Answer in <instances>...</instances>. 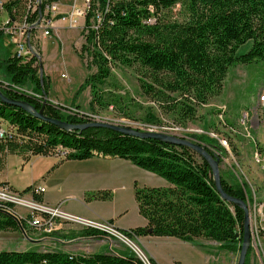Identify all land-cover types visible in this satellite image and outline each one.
Wrapping results in <instances>:
<instances>
[{
  "label": "trees",
  "instance_id": "trees-1",
  "mask_svg": "<svg viewBox=\"0 0 264 264\" xmlns=\"http://www.w3.org/2000/svg\"><path fill=\"white\" fill-rule=\"evenodd\" d=\"M28 1L16 0L8 9L14 8L22 15L28 9ZM179 3L187 9L186 19L171 15ZM83 36L85 42L79 56L87 60V68L95 70L79 86L72 104L86 89H90L93 110L118 103L116 94L121 86L111 78L117 69H136L142 92L156 100L163 111L174 113V123L182 126L197 118L199 106L222 93L231 65L264 60V0H91ZM7 39L10 36L0 30L2 92L11 99L26 100L38 110L44 101L29 92L43 99L48 97L44 110L47 116L72 124L87 123L82 117L65 114L62 106L49 99L51 79L45 72L41 77L39 56L24 59L6 53L2 45ZM249 41L251 48L239 53V48ZM0 119L14 128L12 136L0 139V171L6 167L7 156L15 153L24 155L27 161L32 155H58L63 160L127 159L165 178L168 184L135 183L138 212L147 223L118 228L125 236L131 240L147 235L165 236L190 243L204 238L219 243L224 251L241 250L245 212L222 198L212 167L192 148L106 127L61 128L4 103L1 97ZM149 121L161 124L153 115ZM192 137L222 161L226 149L217 139L198 134ZM221 177L230 195L247 201L242 185ZM31 188L28 186L24 192ZM42 194H34L33 198L43 202ZM112 198L109 189L90 191L85 196L87 202ZM14 206L11 202L0 204V231L21 229L18 220L8 213L17 214ZM21 222L28 230L27 219L22 218ZM72 233L77 237L103 234L92 227ZM115 251L86 255L60 250H0V264H145L133 249ZM250 253L251 247L245 264L250 263ZM150 261L159 264L153 258Z\"/></svg>",
  "mask_w": 264,
  "mask_h": 264
},
{
  "label": "rangeland",
  "instance_id": "rangeland-1",
  "mask_svg": "<svg viewBox=\"0 0 264 264\" xmlns=\"http://www.w3.org/2000/svg\"><path fill=\"white\" fill-rule=\"evenodd\" d=\"M171 15L178 20L186 19L187 9L183 3H179ZM84 25V20L79 28H69L58 24L62 32L57 33L56 37H53V34L50 36L57 43L50 38H43L39 32L37 33L38 37L34 39L38 52L41 44L44 71L46 69L51 79V93L57 98L52 102L62 106L65 114L82 117L86 119L87 123L102 121L127 125L138 130L165 132L187 137L202 145L203 143L192 137L193 134L208 135L217 139L219 145L226 149L222 152L223 159L220 162L221 176L231 184H239L244 187L250 208L251 229L256 230V221L259 220L260 213L264 214V143L259 139V134H264V60L231 65L222 93L212 97L207 104L199 106L197 118L182 126L174 123V119H176L174 113L163 111L156 100L142 92L136 69H117L110 81H118L121 86L116 94L118 103L93 110L90 107V89L84 90L77 99L78 103L72 104L79 86L87 75L95 70L87 68V60H83L79 56L85 42ZM5 43L2 46H5L6 53H13L12 38L5 40ZM251 46L252 41H249L242 45L238 52L245 53ZM85 57L87 58L88 55ZM177 95L172 94L174 97ZM246 113L248 118L244 126L241 120ZM151 115L158 118L161 124L157 125L149 121ZM8 126H10L9 123ZM60 157L58 155H32L27 161L24 155L10 154L7 156L4 172L0 175L7 176L13 182L14 188H16L14 190L20 193V198L29 202L35 201L40 205L41 203L31 196L30 191L24 192V190L28 186H39L42 183L47 185L44 175L50 168H55L54 165ZM101 162L110 167L125 168L118 160L111 161L109 159ZM46 168L49 169L46 170ZM150 173L153 172L148 170L140 172L133 168L123 171L122 174H111L103 178V181L110 185L107 189L113 193L110 204H103L104 209L118 212L117 216L120 215L119 218H122L120 220L122 224L144 225V217L139 214L135 201V183L137 182L140 186H157L155 184L159 183H164L166 186L168 184L165 178L157 174L154 177ZM0 187L3 186L0 184ZM0 191L4 190L0 189ZM4 201L0 197V204ZM14 204V209L21 219L22 216L25 217L28 214L38 217L42 214L40 207L33 210L18 203ZM56 222V227L50 232L29 224L26 232L30 239L24 235L21 229L19 231H0V250H60L72 254L90 255L97 252L114 251L115 253V250L129 251L132 249L127 242L115 235H113L114 238L99 234L91 236V238L75 239L78 237L72 231L82 230L85 228L83 225L60 220H56ZM131 241L144 253L146 256L144 260L148 264H151L150 259L152 258L150 250L163 255V260L167 264H171L172 256H175L181 262L180 264L200 263L199 256L191 248L192 244L178 238L147 235L133 238ZM211 247L213 248V246ZM250 247L249 260L253 256L254 263H257L258 257L264 261V237L260 241L252 240ZM240 251L217 252L218 258L221 255L219 264H237Z\"/></svg>",
  "mask_w": 264,
  "mask_h": 264
},
{
  "label": "built area",
  "instance_id": "built-area-1",
  "mask_svg": "<svg viewBox=\"0 0 264 264\" xmlns=\"http://www.w3.org/2000/svg\"><path fill=\"white\" fill-rule=\"evenodd\" d=\"M16 0H0V30L5 35H9L14 43L13 54L17 57L29 59L34 55V51L38 52L34 43V39L38 37V32L43 37H50L53 31L58 28V24H63L69 28H79L81 23L86 21L87 13L91 7V0H29L28 9L24 14L19 15L13 8L12 11L8 9V5ZM65 5L68 8L64 9ZM154 21V20H152ZM35 25V27H33ZM28 40L31 41L32 46H29ZM35 97L43 100L41 95L33 94ZM248 114L243 115L241 120L242 124L246 125ZM14 128L8 126V122L0 119V139H5L12 136ZM4 191H0L1 197L4 202L18 203L22 206L36 209L40 207L42 214L38 217L34 214H28L23 218L27 219V223L31 226H36L45 231H51L56 227V220L78 223L84 227L97 228L105 235H115L125 242L128 238L113 223L108 220H91L65 211L62 204L51 206L40 202L43 205H38L35 201L29 202L20 198V193L11 189L9 186L0 187ZM46 191V188L39 186H32L30 193L41 194ZM61 224V223H60ZM264 237V214L260 213L259 220L257 219V230H252V240ZM128 243V242H127ZM129 244V243H128ZM130 245V244H129ZM131 246V245H130ZM138 257L145 263L144 257L140 256L137 251ZM146 258V256H145ZM151 263V261H150Z\"/></svg>",
  "mask_w": 264,
  "mask_h": 264
},
{
  "label": "crops",
  "instance_id": "crops-1",
  "mask_svg": "<svg viewBox=\"0 0 264 264\" xmlns=\"http://www.w3.org/2000/svg\"><path fill=\"white\" fill-rule=\"evenodd\" d=\"M66 8H68V5H65L64 9ZM0 18L2 19L1 16ZM61 32H62L61 28L59 27L56 28L53 31V37L54 36L56 37L57 33H61ZM43 38L49 39L50 37H43ZM50 39L52 41L54 40L53 38ZM55 43L57 42L55 41ZM40 51H41V44H40ZM44 72L48 74L46 69ZM49 98L53 101L54 99H57L51 93V88L49 91ZM263 100H264V96H263ZM259 139L264 143V134L261 135L260 133ZM109 159L111 161L118 160L119 162H122L125 168H120L118 166L110 167L107 166L106 164H103V162H101L102 160H109ZM57 161L58 162L54 165L55 168L53 167H52L53 169L50 168V170H48V173L44 175L45 183H47L48 186L46 184L44 185L43 183L40 184L41 186L46 188V191L42 194L43 203L51 206L62 204V207L65 211L91 220L113 219L114 220L113 225L116 228L129 229V228L137 227V226H132L130 224L128 225V224L120 223V220L122 218H119L120 215L117 216L118 212L115 211L110 212L105 210L103 204H110V200L107 201L93 200L87 202L85 200V196L87 192L104 190L109 188L110 185L104 182L103 178L110 176L111 174L119 175L122 174L123 171L133 168L140 172H145V170L143 171V169L133 164L130 160L123 158L93 157L85 160H63L60 157L58 158ZM47 169L49 168H46V170ZM3 172L4 169L0 171V174H2ZM150 174L151 176L155 177V173H150ZM2 182H7L9 187L16 189L14 188L13 182L7 176L0 175V184ZM155 185L165 186L164 183H159ZM252 190H254L253 187ZM146 223L147 220L144 218V225H146ZM79 238L85 239V238H91V236L90 237L78 236V238L75 239H79ZM191 244H192L191 248L194 249L193 252L196 255H198L200 258L199 264H219V262L221 261V255L219 258L216 256L217 252L220 253L224 251L219 248V243L211 240H206L204 238H199L196 240L195 243H191ZM211 246H213V248ZM150 255L159 264H167L166 261L163 260V255L154 253L152 250H150ZM171 258H173L171 264L181 263L176 259L175 256H172ZM250 263L264 264V261L260 257H258L257 263H254V258L252 256L250 259Z\"/></svg>",
  "mask_w": 264,
  "mask_h": 264
},
{
  "label": "water",
  "instance_id": "water-1",
  "mask_svg": "<svg viewBox=\"0 0 264 264\" xmlns=\"http://www.w3.org/2000/svg\"><path fill=\"white\" fill-rule=\"evenodd\" d=\"M33 27H35V25H33ZM28 42H29V46L33 47L31 41L28 40ZM34 53L36 55H38L39 58L41 59L40 75L42 77L44 74V66H43V62H42V56L39 54V52L34 51ZM0 97L4 103L23 108L25 111L33 114L34 116H36V117H38L44 121L54 123V124L60 126L61 128L83 130V129L88 128V127H106V128H110V129H114L116 131H119L123 134L134 135V136L140 137V138H155V139L165 141L168 143H172V144H176V145H185V146L192 148L202 158H204L212 167L214 179L216 182V187H217L218 192L221 194L222 198L228 202L234 203L235 205L241 207L245 212L244 236H243L242 248L240 251V257H239V261L237 264H245L246 263L247 253H248L249 247L252 243V230H251V217H250L249 204L247 203V201H245L241 198L234 197V196L230 195L224 189L223 184H222L221 172H220V158L214 156L204 145H202L198 142H195V141H193L187 137H182L179 135L165 133V132L151 131V130H137L133 127H130L127 125H122V124H114V123L102 122V121H90V122L84 123V124H72V123H69V122L61 120V119H57V118L47 116L45 114L44 110H45V106L48 102V99H47L48 97H45L43 106L40 110H38L34 105H32L30 102H28L26 100L15 99V98L11 99V98L7 97L2 92L1 89H0ZM0 210H2V209L0 208ZM8 213L11 214L12 216H14L18 220L20 227H21V231L24 233V235L26 237H28L30 239V237L28 236V233L26 232V229L24 228V226L21 222V217L17 214L11 213V212H8ZM151 231L152 230L149 229V232H151ZM131 248L137 253V250L133 246H131Z\"/></svg>",
  "mask_w": 264,
  "mask_h": 264
},
{
  "label": "bare ground",
  "instance_id": "bare-ground-1",
  "mask_svg": "<svg viewBox=\"0 0 264 264\" xmlns=\"http://www.w3.org/2000/svg\"><path fill=\"white\" fill-rule=\"evenodd\" d=\"M138 130V129H137ZM0 197H1V194H0ZM24 200V199H23ZM252 230V229H251ZM256 230H257V221H256ZM127 242L133 246L139 253L140 256L144 257L145 258V255L144 253L141 251V249L131 240L127 239Z\"/></svg>",
  "mask_w": 264,
  "mask_h": 264
}]
</instances>
